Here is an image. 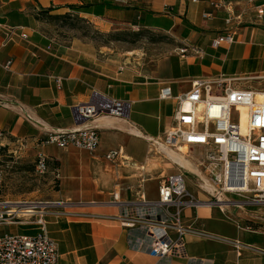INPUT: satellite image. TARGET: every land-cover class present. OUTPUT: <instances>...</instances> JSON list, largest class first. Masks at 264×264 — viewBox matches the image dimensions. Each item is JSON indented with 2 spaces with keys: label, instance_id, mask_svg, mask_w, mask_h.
<instances>
[{
  "label": "crops",
  "instance_id": "obj_1",
  "mask_svg": "<svg viewBox=\"0 0 264 264\" xmlns=\"http://www.w3.org/2000/svg\"><path fill=\"white\" fill-rule=\"evenodd\" d=\"M88 5H96L89 8L101 16L79 15L99 31L134 27L151 34V46L144 52L109 49L78 38L61 42L41 31L36 19L43 10L63 15L70 7ZM228 29L234 42L213 49L212 40ZM7 30L14 33L9 40ZM7 63V69H0V131L9 136V155L26 158L33 153L35 158L41 152L59 163L58 191L51 202L64 206L45 217L57 244L58 264H168L134 250L127 231L109 218L118 209L107 203L115 193L123 201L133 200L139 181L135 189H125L120 181L134 175L122 174L151 163V141L162 140L171 124L176 101L159 100L162 88L176 98L195 80L222 78L241 90H264V19L244 0H0V65ZM91 90L129 101L128 120L101 117L88 123L100 134L93 154L38 147L47 133L85 126L74 120L73 108L87 102ZM112 150H120L124 159L117 166L104 158ZM169 157L178 167H191L179 154ZM42 210L38 207L36 215ZM35 216L0 226V235H34ZM183 222L191 230L186 258L170 264H264L261 224L253 231L237 229L232 211L222 215L207 206L186 211Z\"/></svg>",
  "mask_w": 264,
  "mask_h": 264
},
{
  "label": "built area",
  "instance_id": "obj_2",
  "mask_svg": "<svg viewBox=\"0 0 264 264\" xmlns=\"http://www.w3.org/2000/svg\"><path fill=\"white\" fill-rule=\"evenodd\" d=\"M244 2L253 6L259 19H264V1L259 5H254L255 0ZM209 17L203 14V18ZM225 24L230 26L231 19ZM6 35L9 40L14 33L7 30ZM19 36L27 38L25 34ZM233 42V34L228 29L226 35L212 40L211 47L217 49ZM181 53H187V50L183 49ZM9 65H0V69H7ZM227 81L222 78L198 79L186 94L176 98L168 87L159 91V100H175L176 108L162 140L151 141V144L156 147L160 142L170 149L194 150L199 158L190 161L196 169L195 175L177 166L176 172L161 178L152 199L143 189L144 181L133 200L123 201L118 193L112 195L107 205L116 207L118 214L109 218L127 231L134 250L168 264L183 260L186 258V237L191 232L183 222L186 211L200 206L217 208L222 214L228 208L264 209V90H241ZM130 112L129 101L109 98L91 90L88 101L73 108L74 120L85 126L47 133L37 141V146H55L61 150L74 148L93 154L99 147L100 134L97 127L88 123L101 117L128 120ZM8 137L0 131V158L5 152L9 154ZM104 158L113 166L124 161L120 150H112ZM45 160L43 153L35 155L34 169L39 176L48 172ZM187 174L194 176L192 188L196 193L188 187ZM54 177H58L57 172ZM4 178L5 170L0 165V226L31 220L38 207L43 210L35 216L33 223L37 231L34 235H0V264H58L57 244L48 234L45 217L54 207L64 206V203L7 201L3 195ZM27 206L35 213L27 215Z\"/></svg>",
  "mask_w": 264,
  "mask_h": 264
},
{
  "label": "rangeland",
  "instance_id": "obj_3",
  "mask_svg": "<svg viewBox=\"0 0 264 264\" xmlns=\"http://www.w3.org/2000/svg\"><path fill=\"white\" fill-rule=\"evenodd\" d=\"M55 16H59V18H54ZM39 23L41 24V31L61 42L78 38L109 49L119 47L139 48L144 52L151 46V34H148L146 31L135 30L134 27L116 25L115 32H101L88 19L71 12L63 15L55 13L43 14ZM232 118L236 120L235 115ZM48 148L52 149L55 146H48ZM172 150L174 153L181 155L191 165L190 168H181L195 175V167L191 162L199 158L198 153L187 149H181L180 151H177V149ZM34 159L33 153H30L26 158L14 157L6 152L2 154L0 165L5 170L3 195L7 201L22 203H45L52 201V193L58 191V180L54 178L55 173L49 169L45 175H37L34 169ZM127 171L122 175L124 177L134 175L133 178L129 180L122 179L120 184L125 189H135L138 184L136 182L139 181V185H141V181L144 179V184H142L143 189L149 198H153L156 194L158 182L162 177L176 172L177 166L174 164L172 157H168L163 150L152 145L151 163L144 170L134 169ZM192 175L187 174V179L189 180L188 187L192 192L196 193L192 188V184H195L194 176ZM81 204L80 206H84L83 203ZM89 205L96 204L92 203ZM229 211H232L236 215V220L239 222L236 223L238 227H250L255 230L258 229L260 224L261 227H264L262 226L264 225V209L250 208L241 211L230 208L225 210L222 215H226Z\"/></svg>",
  "mask_w": 264,
  "mask_h": 264
},
{
  "label": "trees",
  "instance_id": "obj_4",
  "mask_svg": "<svg viewBox=\"0 0 264 264\" xmlns=\"http://www.w3.org/2000/svg\"><path fill=\"white\" fill-rule=\"evenodd\" d=\"M89 6H96V5H88V6H79V7H70V11L71 13L73 14H79V13H85V14H93L95 16H101L100 15V11L99 10H95V11H91ZM52 10L51 9H47V10H43V11H40L36 17V19L38 21L41 20V16L43 14H49L51 13ZM54 18H59V16H55ZM45 164L48 168V170L50 169L52 172H57L58 168H59V163L57 161H55L53 158H46L45 160Z\"/></svg>",
  "mask_w": 264,
  "mask_h": 264
},
{
  "label": "bare ground",
  "instance_id": "obj_5",
  "mask_svg": "<svg viewBox=\"0 0 264 264\" xmlns=\"http://www.w3.org/2000/svg\"><path fill=\"white\" fill-rule=\"evenodd\" d=\"M155 142V141H154ZM159 144V146H156V147H158V148H160L161 150H163V151H166V155L169 157V155H176V156H178V154H173L174 152H173V150L172 149H170L169 147H166L165 145H163V144H161L160 142L158 143ZM171 150H172V153H171ZM181 149H178L177 151H180ZM26 211H25V213H27V215H31L32 213H35V211L34 210H32V207L31 206H27L26 208ZM222 210L224 211V209L222 208Z\"/></svg>",
  "mask_w": 264,
  "mask_h": 264
}]
</instances>
